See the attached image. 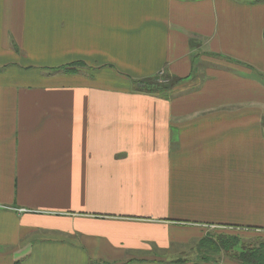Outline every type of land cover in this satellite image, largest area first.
Here are the masks:
<instances>
[{
  "label": "crops",
  "instance_id": "1",
  "mask_svg": "<svg viewBox=\"0 0 264 264\" xmlns=\"http://www.w3.org/2000/svg\"><path fill=\"white\" fill-rule=\"evenodd\" d=\"M207 229L264 247V0H0V264H176Z\"/></svg>",
  "mask_w": 264,
  "mask_h": 264
},
{
  "label": "rangeland",
  "instance_id": "2",
  "mask_svg": "<svg viewBox=\"0 0 264 264\" xmlns=\"http://www.w3.org/2000/svg\"><path fill=\"white\" fill-rule=\"evenodd\" d=\"M155 81L158 87H163L171 83V80L165 78L163 75H158V78ZM217 235L229 240L228 244H236L232 247H227L226 250H220L219 253H211L203 249L207 252L206 253L198 249V245L213 240ZM256 247V240H249L236 231L207 229L206 231H204V235L202 236V238L196 244H194L193 247L185 248L184 252L169 257V260L173 259L176 264H188L200 259L214 260L219 264H240L238 258L239 255L248 248L252 249Z\"/></svg>",
  "mask_w": 264,
  "mask_h": 264
},
{
  "label": "trees",
  "instance_id": "3",
  "mask_svg": "<svg viewBox=\"0 0 264 264\" xmlns=\"http://www.w3.org/2000/svg\"><path fill=\"white\" fill-rule=\"evenodd\" d=\"M255 2H261L263 0H254ZM156 81L151 80L150 81V87L147 86L146 90L148 93H153L154 89L155 90H159L160 87H158L156 85ZM153 86V88H151ZM229 240H227L226 238H222L221 236H216L214 237L213 240L211 241H207L204 242L200 245H198V249L204 252H211V253H219L220 250H226L227 247H232L234 246L236 243H230L228 244ZM205 249V250H203ZM206 252V253H207ZM239 261L240 264H264V247L263 246H259L256 248H248L245 251H243L240 255H239Z\"/></svg>",
  "mask_w": 264,
  "mask_h": 264
}]
</instances>
